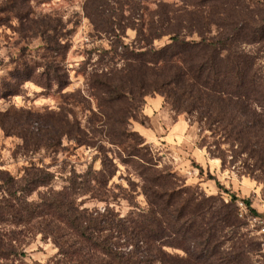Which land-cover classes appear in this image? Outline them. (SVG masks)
<instances>
[{"label":"trees","instance_id":"obj_1","mask_svg":"<svg viewBox=\"0 0 264 264\" xmlns=\"http://www.w3.org/2000/svg\"><path fill=\"white\" fill-rule=\"evenodd\" d=\"M93 1L100 0L87 2L88 17L95 31L116 37L106 52L119 60L103 80H91L92 87L104 90L110 102L126 104L127 121L137 103L145 105L147 95H161L173 113L187 114L203 133H210L202 146L223 168L234 167L246 156L243 163L252 162L244 166L247 173L264 184V4L119 0L123 5L115 11L105 4L89 10ZM28 2L5 0L0 12L27 19ZM128 29L137 33L129 44L123 40ZM165 37L167 43L155 44ZM58 44L49 51L60 56L64 47ZM22 67L14 77L21 85L34 81L63 91L71 83L69 70L56 60L38 78L26 63ZM128 136L119 134L120 144ZM221 143L229 149H220ZM132 151L128 155L139 162L120 161L139 172L148 208L134 206L125 216L108 204L118 171L108 155L100 158V169L73 172L61 190L50 187L55 175L44 168L29 167L18 179L0 172V264H29L27 233L42 234L58 249L46 264H255L254 243L238 237L244 223L235 194L208 173L228 202L207 196L176 174L156 168L140 150ZM197 169L203 176V168ZM41 188L46 190L31 200ZM83 197L106 206L86 208ZM243 203L258 215L249 201Z\"/></svg>","mask_w":264,"mask_h":264},{"label":"rangeland","instance_id":"obj_2","mask_svg":"<svg viewBox=\"0 0 264 264\" xmlns=\"http://www.w3.org/2000/svg\"><path fill=\"white\" fill-rule=\"evenodd\" d=\"M88 1L29 0L28 18L23 20L9 11L0 12V97L5 95L0 98V172L18 179L29 167L44 168L55 175L50 187L61 190L73 172L84 173L90 166L100 169V158L108 155L118 165L110 183L108 204L122 216L134 206L148 208L139 172L120 161L123 157L139 162L136 156L128 155L134 148L152 159L156 168L176 174L186 186L207 196L224 197L228 202L216 182L208 180L211 173L238 197L239 219L244 223L238 237L244 235L246 241L254 243L253 260L255 264H264L259 226L254 221L264 219V184L247 173L244 166L252 162L243 163L246 156H242L234 167L223 168L221 160L213 158L202 146L205 135L210 133H203L187 114L173 113L163 105L164 98L159 94L147 95L145 105L137 103L127 121L126 104L110 102L104 90L92 87L93 79L103 80L119 59L113 61V55L106 52L117 41L116 37L94 30L86 10ZM117 1H93L88 9L105 4L115 11L123 5ZM252 1L264 4V0ZM4 3L5 0H0V9ZM149 8L154 10L155 4L150 3ZM136 35V31L128 29L123 40L129 44ZM167 42L165 37L155 44L162 46ZM56 43L64 47H58L60 56L49 51ZM55 60L70 73L71 83L63 91L56 87L45 89L34 81L21 85L14 78L18 70H23V63L38 78L45 66ZM124 132L129 136L122 145L117 137ZM213 142L208 140L206 144L216 150ZM220 149L227 150L229 146L221 143ZM198 166L203 168V176ZM45 190L41 188L31 200H38ZM80 201L89 209L106 206L105 202L88 197ZM245 201L251 203V209L258 215L250 211L240 215L239 203ZM26 237L30 243L25 250L29 264H46L56 255L58 249L42 234L27 233ZM169 252L177 253L171 249Z\"/></svg>","mask_w":264,"mask_h":264},{"label":"built area","instance_id":"obj_3","mask_svg":"<svg viewBox=\"0 0 264 264\" xmlns=\"http://www.w3.org/2000/svg\"><path fill=\"white\" fill-rule=\"evenodd\" d=\"M239 206H240V210H241L240 215L243 216V214L244 213L246 214L248 210H247V208L243 202L239 203ZM254 221L256 222V225L259 226L257 233L259 234V239L261 241V245H262V248L264 251V219L255 218Z\"/></svg>","mask_w":264,"mask_h":264},{"label":"crops","instance_id":"obj_4","mask_svg":"<svg viewBox=\"0 0 264 264\" xmlns=\"http://www.w3.org/2000/svg\"><path fill=\"white\" fill-rule=\"evenodd\" d=\"M163 103V102H162ZM160 105H161V101H160V103H159Z\"/></svg>","mask_w":264,"mask_h":264}]
</instances>
